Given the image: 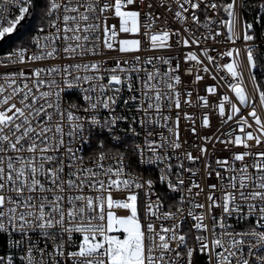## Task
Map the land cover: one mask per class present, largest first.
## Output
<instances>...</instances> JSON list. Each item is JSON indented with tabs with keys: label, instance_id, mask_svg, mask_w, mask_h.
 Returning <instances> with one entry per match:
<instances>
[{
	"label": "snow or ice",
	"instance_id": "obj_1",
	"mask_svg": "<svg viewBox=\"0 0 264 264\" xmlns=\"http://www.w3.org/2000/svg\"><path fill=\"white\" fill-rule=\"evenodd\" d=\"M9 34L0 264H264V0H0Z\"/></svg>",
	"mask_w": 264,
	"mask_h": 264
},
{
	"label": "built area",
	"instance_id": "obj_2",
	"mask_svg": "<svg viewBox=\"0 0 264 264\" xmlns=\"http://www.w3.org/2000/svg\"><path fill=\"white\" fill-rule=\"evenodd\" d=\"M207 15H210V16H215L216 15V13L214 12V11H209L208 13H207ZM217 23H218V21H217ZM201 28H200V31L201 32H203L205 29H204V26H203V14L201 15ZM214 27V26H213ZM9 35H11V34H9ZM6 40V39H5ZM5 40L0 44V46L5 42ZM207 43H209V44H211L212 43V41L211 40H209V41H207ZM237 46H239V43L237 44ZM10 47H8V48H5V49H2V50H0V54H3L4 52H6L8 49H9ZM213 55H215V52H213ZM220 63H224V62H227V61H219ZM220 75L221 76H224V72H220ZM226 79H228L227 77H226ZM205 83H208V84H212V83H215V81H213L212 79H211V77H208L207 78V80H206V82H201V84H200V90H201V92L203 93V89H204V87H205ZM222 91H223V89H222ZM229 92H230V90H228ZM126 95H127V93H126ZM232 95H234V93L232 94ZM72 97H69V99H71ZM119 110V109H118ZM188 111H192V109H187ZM195 114H196V116H197V129H198V132H200L201 134H203V133H207V134H209V135H213V134H219L218 132H217V129H218V127H219V121H218V119H217V117L215 116V115H213L212 117H211V127L210 128H203V127H201V125H200V121H199V116H200V112L197 110L196 112H195ZM126 125L125 124H121L120 125V129L121 130H124V129H126ZM180 130H181V138L182 139H184V138H187L188 139V142H189V144H191L192 143V141L195 139V137H193L190 133H188L187 131H186V122L185 121H183V120H181V123H180ZM186 147H187V145H186ZM223 147V145H221V144H219V143H217L216 144V155L217 156H221V157H223V156H227L228 155V153L227 152H222V151H220V149ZM240 150H242V149H240ZM194 154H195V152H194ZM200 165L199 164H197L196 165V167H199ZM145 175H147L148 174V172L146 171V170H141Z\"/></svg>",
	"mask_w": 264,
	"mask_h": 264
},
{
	"label": "trees",
	"instance_id": "obj_3",
	"mask_svg": "<svg viewBox=\"0 0 264 264\" xmlns=\"http://www.w3.org/2000/svg\"><path fill=\"white\" fill-rule=\"evenodd\" d=\"M219 2H220V0H217V3H219ZM16 35H19V33H17ZM15 39H16V36H14L12 34L9 35L6 38L5 42L0 46V50L11 47L12 44L14 43ZM257 76L259 78V70H257Z\"/></svg>",
	"mask_w": 264,
	"mask_h": 264
},
{
	"label": "water",
	"instance_id": "obj_4",
	"mask_svg": "<svg viewBox=\"0 0 264 264\" xmlns=\"http://www.w3.org/2000/svg\"><path fill=\"white\" fill-rule=\"evenodd\" d=\"M7 37L5 38H0V44L6 39Z\"/></svg>",
	"mask_w": 264,
	"mask_h": 264
}]
</instances>
